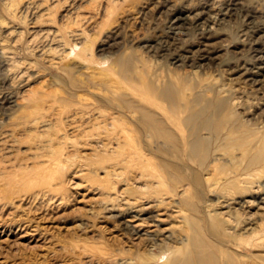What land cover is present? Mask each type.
<instances>
[{"label": "rangeland", "instance_id": "1", "mask_svg": "<svg viewBox=\"0 0 264 264\" xmlns=\"http://www.w3.org/2000/svg\"><path fill=\"white\" fill-rule=\"evenodd\" d=\"M263 67L264 0H0V264H142L120 211L161 212L176 238L188 202L204 226L258 228ZM150 83L179 84L185 106Z\"/></svg>", "mask_w": 264, "mask_h": 264}, {"label": "bare ground", "instance_id": "2", "mask_svg": "<svg viewBox=\"0 0 264 264\" xmlns=\"http://www.w3.org/2000/svg\"><path fill=\"white\" fill-rule=\"evenodd\" d=\"M180 19L182 18L176 15L173 23L177 24ZM211 21L212 17L208 19V22ZM207 58L208 56H205L203 59ZM123 63L125 64L126 62ZM152 85L155 86V84L152 83L149 86V88L151 87V92L153 94L159 95L162 98H165L168 101L169 109H171L172 112H176L181 106H185L183 105L184 103L181 102L182 96L181 88L178 86L179 84L175 85L166 83L165 86L160 88H157V86L154 87ZM26 111V117H30V115H36L38 109L37 107H32ZM152 115L143 114V127L150 131V134L152 133L156 138L163 137L164 140L169 141L168 143H174L176 141L175 134L170 131L171 129L169 130L166 127L167 125L165 126V124H163L164 122L162 123V121L156 120V118H153ZM195 115L196 112L191 110V113L189 117L185 119V122H191ZM37 119L38 117H34V121ZM130 131H126V129H124L122 130V134L126 139L132 140L133 134H131ZM196 133L198 132H195V134ZM202 144H204V142ZM174 145H176V142ZM199 147L200 142L198 139H196L190 143L189 149L193 153H196L198 152ZM165 167L167 169L170 168L169 165H165ZM245 204L248 205L249 201L245 200L242 204H240V207H245ZM186 205L189 207V209L192 207V211H194L195 214H187L185 217L187 222V226L185 227L186 229H183L185 235H180L182 236L180 238H176L177 236L169 232L167 228H162V226H160L162 220H159L158 217L161 215L159 214L161 212L156 213L154 211L156 213L155 214L152 211L142 212V210H133L135 214H128L130 213L128 211V213H126V211H120L118 214L115 213L122 219L121 223L125 222L124 229L125 231L127 230L125 233L130 235L129 238H132V241H138L139 244L150 253V255L148 254L149 256L142 262V264H164V260L162 261L164 256L162 254L168 255L167 259L165 260L170 264H264V222L259 224L258 228H253L252 226L256 224V221H251V219L247 220L245 225L242 227L243 231L241 233H233L229 231L230 228L224 227V223L222 228H220V224H222V222H220V220H218L216 217H208L207 224L204 226V216H201V213H203L202 215H205L207 212L199 210L195 203L193 204L188 202ZM112 209L113 207L110 208V210ZM127 214L130 216L129 219H126ZM116 215L113 214L111 216L116 218ZM226 225L228 224L226 223ZM168 240L173 242V244H169V246L167 244L168 242H166ZM157 247H163L160 249L162 254H159V256L152 253V250ZM121 264L129 263L125 262Z\"/></svg>", "mask_w": 264, "mask_h": 264}]
</instances>
